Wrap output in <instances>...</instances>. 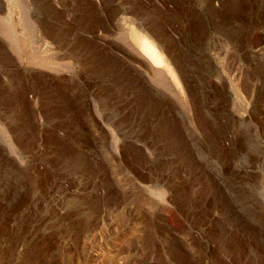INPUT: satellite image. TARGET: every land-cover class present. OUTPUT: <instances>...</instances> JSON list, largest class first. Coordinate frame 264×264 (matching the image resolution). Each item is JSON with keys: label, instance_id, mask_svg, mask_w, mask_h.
Masks as SVG:
<instances>
[{"label": "rangeland", "instance_id": "374dc122", "mask_svg": "<svg viewBox=\"0 0 264 264\" xmlns=\"http://www.w3.org/2000/svg\"><path fill=\"white\" fill-rule=\"evenodd\" d=\"M26 2L50 43L0 34V264H264V0Z\"/></svg>", "mask_w": 264, "mask_h": 264}, {"label": "bare ground", "instance_id": "6f19581e", "mask_svg": "<svg viewBox=\"0 0 264 264\" xmlns=\"http://www.w3.org/2000/svg\"><path fill=\"white\" fill-rule=\"evenodd\" d=\"M8 1L10 3L9 4V8H8L9 16L6 17V18L9 19L7 21V23L9 24V28L12 27V29L11 30L8 29L10 32L9 31H5L4 32L0 28V34H2V36L5 39V41L9 43L8 47L12 50V48H14V47L12 46V43L10 42L11 39L13 40V38L17 39V38L20 37V41H18V43H17L18 45L16 44L17 45V51L15 52L16 54H19L20 51H18V50H21L22 48L25 47V42L24 41H27L26 38H27L28 35H30V36L32 35L35 38H37L38 41L40 43H42L41 45L50 43L49 41H47L46 37L44 36V34L42 33V31L39 28L31 26V24H29L31 26L30 28H29V26L26 27L27 24H25V22L28 23V21L27 20L25 21V19H29L28 16H26V13H25L26 5H27L26 0H8ZM19 8H20V10H19ZM6 18H4V19H6ZM17 19H19L18 23L16 21ZM2 25H3V23H2ZM4 25H5V22H4ZM22 25L24 26V29L26 27V30L23 31V29H22L23 26ZM138 31L136 29H133L132 31H130L131 34L129 33V35H130L129 37L131 38L130 39L131 42H133L134 46L138 50L139 55L148 62L147 63L143 59L148 64V66H150V72H152V74H153V76H152L153 79L152 80L153 81L154 80L155 81L156 80H161L162 81L165 77H167L169 75V77L171 78L170 80L172 81V90H173L174 94L179 98V100L181 101L182 104L186 105L187 102H188V99H187V96H186V89H185V86H184L185 84H183V82L181 81L183 79L182 74L179 75L178 69L175 70L176 67H173L171 58L169 57V55H167L165 48L161 44H158L157 40H155L156 38L151 37V34L149 35V33H147V32L146 33H143V32L141 33V31H139V32ZM23 38H25V39H23ZM29 38H32V37H29ZM29 41H31V40H29ZM19 44H21V45L19 46ZM27 46H28V44H27ZM49 47H51V46H49ZM39 54H40V52H39ZM19 55H22V54H19ZM47 55L48 54H46L44 56H41V55L39 56L38 55L39 58H37L35 56L36 57L35 60H38L37 64L34 62L35 60L33 62L36 65L40 64V65H42V67L44 66V67H46L48 69H58L57 68L58 66H62V65L64 66L65 65L62 61H59L60 58L57 56L56 53L53 56H51V55L47 56ZM16 56H18V55H16ZM21 58L22 57H19V60ZM17 62H18V60H17ZM179 76H180L181 79L179 78ZM159 83H158V85H161V82H159ZM124 187L122 188L123 190H124ZM160 188L161 187L159 186V188L157 190V186H154V187L151 188V191H153V192L157 191L156 194L163 198L164 197L163 193L159 192ZM123 193L125 194V191H123ZM126 195H128V194L126 193ZM132 211H131V213H132ZM140 227H141L140 231H143L142 230L143 226H140ZM131 237H132V234H131ZM129 238L127 236L123 235L122 237L116 238L115 242L111 241V242H109V244L99 247L97 252H95V254H93L90 257V262L91 261H96L99 258L101 259V257H105L112 247H114L115 245H117L118 243H120L122 241L126 242Z\"/></svg>", "mask_w": 264, "mask_h": 264}]
</instances>
